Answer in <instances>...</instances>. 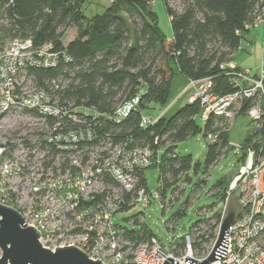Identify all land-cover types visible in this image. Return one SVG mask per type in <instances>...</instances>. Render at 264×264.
Instances as JSON below:
<instances>
[{
  "label": "built area",
  "instance_id": "1",
  "mask_svg": "<svg viewBox=\"0 0 264 264\" xmlns=\"http://www.w3.org/2000/svg\"><path fill=\"white\" fill-rule=\"evenodd\" d=\"M263 24L259 13L236 34ZM262 54L253 75L234 61L221 65L232 77L233 92L215 93L212 77L187 79L188 88H193L187 101L200 103L201 122L211 115L233 119L240 100L255 99L262 92L246 113L256 126L264 123V42ZM60 59L68 60L64 51L49 42L34 45L31 38H12L0 50V203L16 209L26 225L39 232L40 244L51 251L73 245L102 264H162L167 257L184 264L187 256L202 261L210 251L196 256L190 231L183 234L184 253L178 255L176 241L169 250L153 234L138 241L137 231L113 220L119 212L135 205L147 207L152 201L168 214L173 195L167 202L161 180L153 191L145 185V169L158 162L153 148L133 146L130 140L117 142L101 132L99 117L120 120L138 113L143 127L156 123L162 114L144 113L139 94L104 113L61 100L59 82L39 85L29 73L31 68L54 67ZM248 137L254 145L244 146L243 160L223 190L217 208L222 212L219 226L229 197L237 195L239 211L228 228L226 253L210 264H264V136L259 142L261 138ZM206 139L215 142L217 135L209 132Z\"/></svg>",
  "mask_w": 264,
  "mask_h": 264
},
{
  "label": "trees",
  "instance_id": "2",
  "mask_svg": "<svg viewBox=\"0 0 264 264\" xmlns=\"http://www.w3.org/2000/svg\"><path fill=\"white\" fill-rule=\"evenodd\" d=\"M82 1L0 0V15L7 21L11 39L31 38L34 45L49 42L68 57L54 67L29 69L36 84L49 85L55 80L63 86L61 100L99 113L112 111L122 100L136 94L140 95L142 111L152 104L166 105L176 72L186 79L212 77L214 92L220 95L235 91L225 72L227 68L221 65L232 61L243 44L245 32L237 35L236 30H242L257 14L264 16V0H186L180 13L162 0L171 26V36H167L158 26L154 0H110L102 12L89 17L82 10ZM69 26L76 29V36L63 44L62 37ZM262 27L264 42V24ZM257 100H240V113L247 114ZM201 111L199 102L187 101L169 119L161 116L156 123L143 127L138 113L120 120L99 118L101 132L114 136L117 142L130 140L133 146L153 148L158 159V180L166 188L178 182L177 176L181 183L186 182L182 174L190 167L187 156L168 154L171 143L198 132L205 138L209 132L216 134V141L206 144L205 171L217 164L224 153L229 120L211 115L201 122ZM163 146L167 152L159 159V148ZM178 190L174 189L173 194ZM213 208L197 210L211 215L190 229L192 236L197 234L193 244L196 250H203V245L215 237L219 218L212 215ZM213 219L216 224H211ZM203 227L208 228V233ZM135 231L138 241H145L150 234L147 230ZM183 249V242L177 240L175 251Z\"/></svg>",
  "mask_w": 264,
  "mask_h": 264
},
{
  "label": "rangeland",
  "instance_id": "3",
  "mask_svg": "<svg viewBox=\"0 0 264 264\" xmlns=\"http://www.w3.org/2000/svg\"><path fill=\"white\" fill-rule=\"evenodd\" d=\"M109 1L110 0H83L82 10L84 14L89 17L94 15V13L102 12L103 8L109 4ZM154 1L153 11L156 13L158 26L167 36H171L170 20L166 13L164 3L162 0ZM166 1L168 6L178 13L182 12L187 5L186 0ZM6 28H8L7 21L4 16L0 15V50L11 39ZM75 36L76 29L73 26H69L64 31L62 43L66 44ZM243 36V46L240 50L235 52L232 61H234L241 69H248L250 75H253L257 73L263 55V27L260 26L258 28L247 30ZM228 79L229 83L232 84V77L228 76ZM250 85L251 84L248 83V86ZM192 91L193 88H188V80L186 77L176 72L170 85L166 105L152 104L150 107L152 109L144 108L143 111L154 117L162 114L161 116L165 119H169L187 102V96H189ZM261 96L256 95V98L258 99ZM240 110L241 108L238 107L234 118L229 120V137L223 155L218 163L210 167L207 171L204 169L207 139L202 132H198L193 136H189L183 140L170 144L172 149H169L168 154H172L173 152L176 156H187L189 158L190 167L188 170V176L192 178L193 182L190 184H187L186 182L181 183L179 181V178L181 177L177 176L176 178H178V182L172 186L166 187L164 196L167 202L173 195V202H171L172 204L169 206L170 211L168 214L161 211L159 202L152 201L147 207L135 205L127 211L117 213L113 217L115 224L125 227L128 230H147L150 234L159 238L165 249L169 250L170 244L177 240L183 242L185 248L184 239L182 238L183 234L189 232L193 225L210 216L209 212H197V210H201L203 207L212 206L214 207L212 215L214 218L218 217L220 221L222 212L218 211L219 209L217 208L220 207L219 201L222 198L223 190L228 186L231 178L238 170L240 161L243 160L242 152H244V146L254 145L252 139L247 141L245 138L252 135V137L255 136L254 138H261L257 141L259 142L264 136V123L262 122L259 126H256L254 122L249 119L247 114L240 113ZM19 130L20 129H17L16 132ZM166 146L159 148V159L166 155ZM241 146L242 148L239 149ZM144 176L148 190L153 191L160 186L158 180L159 168L156 164L145 169ZM174 189H179V194H173ZM192 190H194L193 194ZM166 220L170 221L168 222V227L165 225ZM178 222L179 224L175 229L169 227L170 225H173V223L177 224ZM216 222V219H213L211 224H216ZM183 226L185 229H182ZM218 226L219 223L217 228ZM217 228L215 234L217 233ZM207 229L208 228L203 227L205 233H208ZM169 232H171V234H169ZM150 234L148 238L150 237ZM196 236L197 234L191 237V247L195 255L200 257L210 251L216 235L213 241L203 245L205 250L203 248L201 251L193 248V244L196 242L194 239ZM175 252L178 255L183 254L184 249Z\"/></svg>",
  "mask_w": 264,
  "mask_h": 264
},
{
  "label": "water",
  "instance_id": "4",
  "mask_svg": "<svg viewBox=\"0 0 264 264\" xmlns=\"http://www.w3.org/2000/svg\"><path fill=\"white\" fill-rule=\"evenodd\" d=\"M192 178L186 174V183ZM239 211L237 195L229 197L226 215L222 219L216 240L209 254L200 262L184 258V264H210L226 253L228 228L235 221ZM182 229H185L183 226ZM39 232L27 226L22 216L13 207L0 203V264H102L91 260L81 249L70 245L56 247L54 251L44 248L39 240ZM125 264H136L126 262ZM143 264V263H138ZM162 264H179L173 258H165Z\"/></svg>",
  "mask_w": 264,
  "mask_h": 264
}]
</instances>
